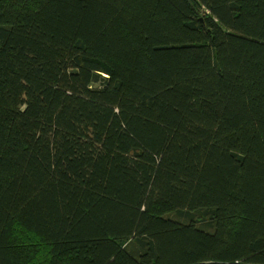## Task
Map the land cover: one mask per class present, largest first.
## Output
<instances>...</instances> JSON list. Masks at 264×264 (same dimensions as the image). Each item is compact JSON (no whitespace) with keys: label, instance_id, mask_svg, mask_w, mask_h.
I'll return each mask as SVG.
<instances>
[{"label":"trees","instance_id":"obj_1","mask_svg":"<svg viewBox=\"0 0 264 264\" xmlns=\"http://www.w3.org/2000/svg\"><path fill=\"white\" fill-rule=\"evenodd\" d=\"M0 264H264V0H0Z\"/></svg>","mask_w":264,"mask_h":264}]
</instances>
